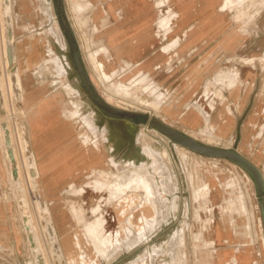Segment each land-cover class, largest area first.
Instances as JSON below:
<instances>
[{
	"label": "rangeland",
	"instance_id": "1",
	"mask_svg": "<svg viewBox=\"0 0 264 264\" xmlns=\"http://www.w3.org/2000/svg\"><path fill=\"white\" fill-rule=\"evenodd\" d=\"M65 1L94 86L142 122L109 116L89 98L54 0H0V137L5 125L19 158L11 163L16 171L11 177L0 138V264H229L233 250L246 247L255 253L252 264H264V225L249 174L227 158L174 142L148 123L155 116L188 134L199 133L203 142L202 135L217 146L239 149L238 139L248 132L224 140L208 112H217L210 106L218 99L236 112L231 92L246 88L253 90L252 106L243 116L264 121V0H221L223 27L202 43L183 39L169 46L182 31L176 19L160 44L161 70L146 68L142 75L116 72L121 66L106 61V72L97 61L98 67L88 63L97 49L90 14L76 15L71 0ZM170 4L178 8V0ZM161 9L166 15L168 6ZM194 109L207 125L191 130L183 122ZM42 127L43 137L60 133L61 139L38 160ZM145 143L164 159L162 168L143 151ZM64 145L72 150L67 169L66 149L57 152ZM98 158L106 164L98 165ZM136 171L142 181L123 195L111 197L100 189L103 183L124 188ZM79 176L81 181L74 179ZM86 183L92 185L88 192ZM220 227L222 239L216 235ZM224 248L231 254L222 257Z\"/></svg>",
	"mask_w": 264,
	"mask_h": 264
},
{
	"label": "crops",
	"instance_id": "2",
	"mask_svg": "<svg viewBox=\"0 0 264 264\" xmlns=\"http://www.w3.org/2000/svg\"><path fill=\"white\" fill-rule=\"evenodd\" d=\"M170 1L71 0V11L76 14L87 11L90 14L89 23L93 26L97 49L87 57L88 63L96 67L95 61H97L102 65V71L105 72V61L114 68L122 67L116 69V72H121L124 69L137 70V74L142 75V73L145 74L146 68L160 71V44L172 31L176 19L180 21L179 25L182 31L170 42L169 46L174 47L183 39L186 40V44L202 43L214 33V30L223 27V18L219 9L221 0H178L177 9L170 4ZM64 3L66 4L65 0ZM162 6H168L166 15L162 14ZM178 13L181 14L178 16ZM72 28L83 61L86 63L81 41L73 25ZM245 90L239 88V90L231 92L233 95L232 97L230 95L229 100L237 107L236 112H230L226 108L228 105L225 106L222 99L211 102L210 107L217 109V112L212 115L207 111L209 123L211 122L213 130L224 140H228V137L236 132H248L247 137L238 139V148L242 150V154H247V157L261 169L264 175V121L258 122L259 120H256L254 115H248L247 118L243 116V113L249 112L252 106L249 95L253 90L250 92H245ZM183 123L186 128L191 130L202 126L203 123L207 125L203 116L196 109L185 114ZM43 127L38 143V147L43 153L37 155L38 160L45 157L49 151H53L52 143H56L58 146L61 139L60 133L53 137H43ZM255 129L256 134H254ZM64 148L67 151V163L70 162L71 146L64 145L57 152L61 153ZM63 165L66 169L69 166L68 163ZM64 178L62 179L64 180ZM216 235L222 239L223 230L221 229V232L216 230ZM231 252V249L224 248L221 250V256L225 257ZM232 256V263L229 264H235V256L238 264H252L256 261L255 253L251 247L239 251L233 250Z\"/></svg>",
	"mask_w": 264,
	"mask_h": 264
},
{
	"label": "water",
	"instance_id": "3",
	"mask_svg": "<svg viewBox=\"0 0 264 264\" xmlns=\"http://www.w3.org/2000/svg\"><path fill=\"white\" fill-rule=\"evenodd\" d=\"M54 7L58 22L67 40L77 76L89 98L109 116L117 118H130L134 123L142 122L141 119H136L138 117L136 113L122 110L110 104L96 89L85 66L79 44L66 14L64 0H54ZM148 123L150 126L158 129L160 132L169 136L174 142L184 147L194 150L202 155L224 157L240 165L255 183L258 204L264 225V175L255 163L240 153L235 147H221L203 142L191 134L175 128L166 123L163 119H159L155 116L149 117Z\"/></svg>",
	"mask_w": 264,
	"mask_h": 264
},
{
	"label": "bare ground",
	"instance_id": "4",
	"mask_svg": "<svg viewBox=\"0 0 264 264\" xmlns=\"http://www.w3.org/2000/svg\"><path fill=\"white\" fill-rule=\"evenodd\" d=\"M82 1H84V0H82ZM73 4V3H72ZM76 7H78V6H76ZM77 9V8H76ZM76 14V13H75ZM255 14V13H254ZM77 15V14H76ZM82 16V15H81ZM76 21V20H75ZM79 24V23H78ZM83 27V26H82ZM263 27V26H262ZM264 28V27H263ZM84 32V31H83ZM85 34V33H84ZM247 38V37H246ZM250 39V38H249ZM255 41V40H254ZM85 44V43H84ZM250 44V43H249ZM249 47V46H248ZM242 48V47H241ZM240 48V49H241ZM245 49V48H244ZM243 50V49H242ZM241 50V51H242ZM248 50V49H247ZM240 51V52H241ZM262 52H264V51H262ZM238 53V52H237ZM239 54V53H238ZM92 59V58H91ZM93 60L95 61V58L93 57ZM95 66L96 67H98V65H97V63L95 62ZM97 72V71H96ZM224 73H226V72H224ZM226 75V74H225ZM228 75V74H227ZM224 76V75H223ZM94 83V82H93ZM99 91V90H98ZM104 98H105V96H104ZM107 99H108V97H106ZM3 123L4 124H8V121H3ZM133 124H136V123H134L133 122ZM10 125V124H9ZM3 129L5 130V132H4V134L0 137L1 139H2V141H3V144H4V148H5V158H6V161H8V163H9V173H10V176L12 177V175H15V174H13V173H16V171L14 170L13 171V169L10 167L11 166V163H13L16 159L18 160L19 158H18V153H17V151H16V148H14V145H13V143H12V140H14V138L12 137V135H11V132H10V130L8 129V127H6L5 125L3 126ZM204 129V128H203ZM207 130V129H206ZM9 131V132H8ZM211 132V131H210ZM103 134L104 133H102V136H103ZM192 136H194V137H196L197 138V134H199V133H196L195 131L194 132H192V133H190ZM202 135V134H201ZM200 135V136H201ZM209 135V134H208ZM212 135V134H211ZM211 135H209V136H205V137H210ZM203 136V135H202ZM201 136V139L202 140H204L205 142H207V143H210V144H218V143H214L212 140H206V139H204L203 137ZM212 138H213V136H211ZM217 139V138H216ZM118 140H121L120 138H118ZM178 145V144H177ZM153 147V146H152ZM143 151H146L148 154H150V156L152 155L153 157H155L156 159H157V162H156V166H158V167H156V168H159V167H163V158L162 157H159L158 155H157V151H154V149H152L151 148V146L149 145V144H144V150ZM159 153L161 154V152L159 151ZM163 154V153H162ZM180 154V153H179ZM162 156V155H161ZM181 157V156H180ZM104 159H102V158H98L97 159V164L98 165H101V166H104L105 164H106V161H103ZM113 161V160H112ZM111 161V162H112ZM204 162V161H203ZM206 163V162H205ZM143 164V163H142ZM141 164V165H142ZM168 164V163H167ZM185 164V163H184ZM32 165H35V167L37 166V163H36V160L34 159V161H33V164ZM155 165V164H154ZM116 167V166H115ZM137 168V167H136ZM160 168V169H161ZM165 168H166V164H165ZM195 168V167H194ZM197 168V167H196ZM213 168V167H212ZM86 169H89L88 167L87 168H85L84 170H86ZM143 169V168H142ZM154 169H155V166H154ZM167 169H168V167H167ZM200 169V168H199ZM201 169H203V168H201ZM83 170V171H84ZM158 169H156V170H154V171H157ZM169 170V169H168ZM209 170V169H208ZM103 171H105V169L103 170ZM165 171V170H164ZM163 171V172H164ZM161 172H162V170H161ZM171 172V171H170ZM215 172V171H214ZM160 173V172H159ZM158 173V174H159ZM139 173H138V171H136V174H135V176H134V178H133V180L132 181H130L129 182V184H127L124 188H122V187H120V186H113V185H110L109 183H103L102 185H101V187H100V189H107V191H108V193H109V195L111 196V197H117V196H120V195H123L124 194V191L127 189V188H132V186H133V184L134 183H138V182H141L142 181V178H141V176L140 175H138ZM162 174H164V173H161V175ZM165 174H169V172H167V171H165ZM164 174V175H165ZM197 174V173H196ZM170 175V174H169ZM168 175V176H169ZM211 175V174H210ZM82 176V175H81ZM167 176V175H166ZM167 176V177H168ZM94 177V176H93ZM166 177V178H167ZM171 177V176H170ZM164 178V177H163ZM200 178V177H199ZM219 178V177H218ZM74 179H76V180H78V181H81L82 180V177H75ZM165 179V178H164ZM168 179V178H167ZM166 179V180H167ZM215 179V178H214ZM166 180H164L165 182H162V183H165V184H167L166 183ZM170 180V179H169ZM209 181H211V180H209ZM169 182V181H168ZM173 181H171V183H172ZM202 183V182H201ZM191 184V183H190ZM150 185V184H149ZM170 185V184H169ZM168 185V186H169ZM206 185V184H205ZM211 186V185H210ZM86 187H87V192L89 191V188L90 187H92V185H90V183H86ZM166 187V186H165ZM165 187H163L164 188V191H165ZM197 187V186H196ZM154 188V187H153ZM169 188V187H168ZM155 189V188H154ZM171 189V188H170ZM169 189V190H170ZM211 190H213V188H210ZM167 190V189H166ZM222 191V190H221ZM86 192V193H87ZM166 192H168V191H166ZM85 193V194H86ZM158 189L156 188V190L154 191V198H155V196H157L158 195ZM84 194V195H85ZM159 196V195H158ZM222 198V197H221ZM244 199V198H243ZM74 200V199H73ZM155 200V199H154ZM213 200V199H212ZM147 201H149V200H147ZM153 201V200H152ZM244 201V200H243ZM154 202V201H153ZM233 202V201H232ZM155 203V202H154ZM78 206V205H77ZM153 206V205H152ZM225 206V205H224ZM244 206H245V204H244ZM154 207V206H153ZM228 207V206H227ZM246 207V206H245ZM219 210V209H218ZM74 212V211H73ZM213 213V212H212ZM77 219V218H76ZM262 219L260 218V224L262 223ZM69 227V226H68ZM100 236V235H99ZM101 237V236H100Z\"/></svg>",
	"mask_w": 264,
	"mask_h": 264
},
{
	"label": "trees",
	"instance_id": "5",
	"mask_svg": "<svg viewBox=\"0 0 264 264\" xmlns=\"http://www.w3.org/2000/svg\"><path fill=\"white\" fill-rule=\"evenodd\" d=\"M144 118H146V116H143Z\"/></svg>",
	"mask_w": 264,
	"mask_h": 264
},
{
	"label": "flooded vegetation",
	"instance_id": "6",
	"mask_svg": "<svg viewBox=\"0 0 264 264\" xmlns=\"http://www.w3.org/2000/svg\"><path fill=\"white\" fill-rule=\"evenodd\" d=\"M136 119H138V118H136Z\"/></svg>",
	"mask_w": 264,
	"mask_h": 264
}]
</instances>
